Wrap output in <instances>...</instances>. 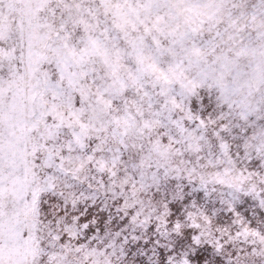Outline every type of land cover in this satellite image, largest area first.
Masks as SVG:
<instances>
[{"label": "snow or ice", "instance_id": "6c2138e0", "mask_svg": "<svg viewBox=\"0 0 264 264\" xmlns=\"http://www.w3.org/2000/svg\"><path fill=\"white\" fill-rule=\"evenodd\" d=\"M0 264H264V0H0Z\"/></svg>", "mask_w": 264, "mask_h": 264}]
</instances>
